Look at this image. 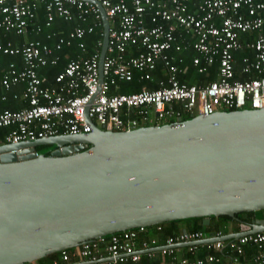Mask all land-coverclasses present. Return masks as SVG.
<instances>
[{
	"label": "built area",
	"instance_id": "1",
	"mask_svg": "<svg viewBox=\"0 0 264 264\" xmlns=\"http://www.w3.org/2000/svg\"><path fill=\"white\" fill-rule=\"evenodd\" d=\"M0 0V39L40 35L56 23H72L64 33L52 32L53 46L29 40L15 46L0 42V101H12L14 110L0 111V129H9L0 146L35 142L55 136L86 135L89 121L111 132L176 123L179 119L220 112L264 110V0ZM98 2L108 18V42L100 66L102 42L87 55L84 38L102 26ZM44 22L37 23L38 13ZM249 36L248 38H243ZM76 47L78 53L52 78L41 69L57 66L56 54ZM187 50L192 65L215 79L204 85L178 80ZM2 56H14L6 68ZM68 57V56H67ZM166 73L159 88L143 86L131 94L111 93L120 82L153 81V73ZM102 76V80H100ZM160 233V224L151 226ZM151 227H139L84 242L59 251L52 264L138 263L155 253L168 259L161 264H243L246 248L254 253L245 264H264V232L205 244L202 232L182 230L157 246ZM217 234L213 238H220ZM152 248H161L150 252ZM70 249V248H69ZM185 250V255L179 252ZM71 259V260H70Z\"/></svg>",
	"mask_w": 264,
	"mask_h": 264
},
{
	"label": "water",
	"instance_id": "2",
	"mask_svg": "<svg viewBox=\"0 0 264 264\" xmlns=\"http://www.w3.org/2000/svg\"><path fill=\"white\" fill-rule=\"evenodd\" d=\"M102 21L100 66L108 42ZM102 80V76H100ZM86 135L0 146V264H30L115 233L192 218L228 216L264 232V110L220 112L126 132L89 121ZM53 146L49 155L40 147ZM161 248H152L157 252Z\"/></svg>",
	"mask_w": 264,
	"mask_h": 264
},
{
	"label": "trees",
	"instance_id": "3",
	"mask_svg": "<svg viewBox=\"0 0 264 264\" xmlns=\"http://www.w3.org/2000/svg\"><path fill=\"white\" fill-rule=\"evenodd\" d=\"M200 0H193L189 8L193 10L194 5L199 3ZM44 13L41 10L38 13L37 16V23H42L44 22ZM73 28H75V24L72 23H56L53 25L51 29L44 28L42 34L40 35H28L27 37H20V36H15L13 34H10L6 37H1L0 42L6 43L7 41H11L15 46H19L22 42L29 41V40H41L43 42L48 43L50 46L54 45V42L56 41L57 38H53L52 40L48 41L46 40V35L52 32L58 33V31H63L64 33H67L71 31ZM102 33L103 29L102 26H100L98 29H96L92 34L87 35L84 38V43L86 45V51L87 55H91L94 50H99V47L97 48L96 44L98 41L102 42ZM78 53L77 48L74 46L72 48H63L61 52L56 53L60 57V61L57 66H48L45 69H41L39 71L40 75L47 76L49 78H52L55 76L63 67V65L69 60L71 57H75L76 54ZM194 52L191 50H187L183 55L178 56L182 58V63H177L178 68L180 69V72L178 74V80L181 83H186V84H197V85H204L208 83L209 81H212L215 79V66L211 68L209 71L210 74L206 76L205 74H200L197 71V67H194L192 65V58L194 57ZM68 56V57H67ZM9 62H18V58L14 56H2L1 58V63L3 68L7 67V64ZM161 66H158V70L155 71L153 75V81H143L139 82L137 80V77L131 82H120L118 83L119 87L117 90H110V94L112 93H117V94H131L135 92H139L143 86H146L147 88L154 90L159 88L158 81L163 80L166 78V73L163 71H160ZM4 109H10L14 110L15 106L13 105L12 101L8 102H1L0 101V111ZM188 118H184L183 120H186ZM9 129H0V139L3 138L7 133ZM53 146H48V147H40L38 148V151L42 148H52ZM45 155H48L45 153ZM237 219L242 220L246 223H251L252 220H264V211H257V212H246V213H241L236 216ZM209 224L207 226H204L202 224V218H192V219H187V220H177V221H171L167 223H162L160 226L162 227V231L160 233H157L154 231L153 227H151V233L149 236H141L139 239V242L142 241H148L149 238H155L157 240V246H162L164 245V241L167 237L173 236L176 233L180 231L178 228V224L180 222H185L187 223V230L194 232V231H199L204 234L206 238H213L217 234H220L222 236L227 235V226L232 225L235 222L232 218L228 216H211L209 217ZM234 231L237 232L239 230L238 227H233ZM108 236L106 237V239ZM72 249H67V253H71ZM252 254L251 247L246 248V254L244 257H242V262L245 264L246 262L249 261L250 256ZM56 258H59V253H52L49 254L39 260H36L33 263L30 264H52V261ZM71 260V259H70ZM167 263L168 259L166 257H162L159 253H155L152 258H148L146 256H142L141 260L138 263H123V264H161V263ZM217 264H226L225 262L217 263Z\"/></svg>",
	"mask_w": 264,
	"mask_h": 264
},
{
	"label": "crops",
	"instance_id": "4",
	"mask_svg": "<svg viewBox=\"0 0 264 264\" xmlns=\"http://www.w3.org/2000/svg\"><path fill=\"white\" fill-rule=\"evenodd\" d=\"M108 24H109V22H108ZM249 36H244L243 38H248ZM13 105H14V103H13ZM15 106V105H14ZM233 227H238L239 228V225H238V223H234V224H232V225H228L227 226V235H230V234H233V233H236L233 229ZM178 228L180 229V231H182V230H187V228H188V226H187V223H185V222H180L179 224H178ZM239 231V230H238ZM237 231V232H238ZM251 250H252V254L254 253V248H251ZM180 254V256H182V255H185L184 253H185V250L183 249V250H181L180 252H179ZM251 254V255H252Z\"/></svg>",
	"mask_w": 264,
	"mask_h": 264
},
{
	"label": "rangeland",
	"instance_id": "5",
	"mask_svg": "<svg viewBox=\"0 0 264 264\" xmlns=\"http://www.w3.org/2000/svg\"><path fill=\"white\" fill-rule=\"evenodd\" d=\"M47 151H48V148H42V149L40 150V153H41V154H45V153H47Z\"/></svg>",
	"mask_w": 264,
	"mask_h": 264
},
{
	"label": "flooded vegetation",
	"instance_id": "6",
	"mask_svg": "<svg viewBox=\"0 0 264 264\" xmlns=\"http://www.w3.org/2000/svg\"><path fill=\"white\" fill-rule=\"evenodd\" d=\"M55 150V147H52V148H48V151H47V154L49 155L52 151Z\"/></svg>",
	"mask_w": 264,
	"mask_h": 264
}]
</instances>
